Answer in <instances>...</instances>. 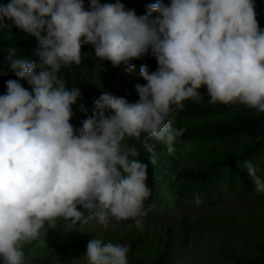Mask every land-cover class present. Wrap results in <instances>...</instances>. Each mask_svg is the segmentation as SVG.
Returning a JSON list of instances; mask_svg holds the SVG:
<instances>
[{"label": "clouds", "instance_id": "9594fccd", "mask_svg": "<svg viewBox=\"0 0 264 264\" xmlns=\"http://www.w3.org/2000/svg\"><path fill=\"white\" fill-rule=\"evenodd\" d=\"M0 20L38 44V61L10 52L16 79L0 95V264H28L25 246L61 220H95L104 229L131 220L141 228L152 195L141 149L152 165L150 141L174 151L186 129L170 117L186 100L202 102V87L211 105L240 104L264 114V28L255 0H157L142 15L121 0H89L87 8L84 0H9L0 4ZM84 45L114 68L131 72L132 61L148 54L157 67L141 65L146 83L135 86L138 100L104 91L76 128L70 121L81 92L67 87L61 72L83 63ZM243 166L255 191L264 193L257 166L249 160ZM129 251L94 237L82 259L129 264Z\"/></svg>", "mask_w": 264, "mask_h": 264}, {"label": "trees", "instance_id": "16d2710c", "mask_svg": "<svg viewBox=\"0 0 264 264\" xmlns=\"http://www.w3.org/2000/svg\"><path fill=\"white\" fill-rule=\"evenodd\" d=\"M7 2L9 0H0V4ZM84 2L87 8L89 0ZM121 2L127 9L142 15L148 5L157 0ZM255 3L258 23L264 28V0H255ZM9 24L0 20V69L7 72L0 75V95L6 92L5 82L16 79L9 70L10 52L15 53L13 59L38 61L34 54L38 47L35 37ZM24 34L33 48L25 46ZM82 53L86 55L79 67L61 72L66 86L79 88L81 92L70 121L76 128L80 127L82 119L92 114L94 100L104 91L129 102L138 100L135 86L146 83L139 76L141 65L147 64L150 71L157 67L150 54L133 60L135 68L129 72L123 66L114 68L109 61L95 58L89 45L82 46ZM20 82L28 87L26 81ZM199 91L204 94L202 102L186 100L185 109L170 117L174 126L186 129L173 145L174 151L169 153L163 143L150 141L155 144L157 158L156 165H152L150 154L141 149L139 158L148 163L146 183L152 189L151 197L145 202L147 216L142 227L130 224L120 230L112 225L113 228L92 234L91 220L75 225L61 220L58 225L64 227L63 234L49 228L43 239L25 246L28 264H86L82 256L87 242L94 237L127 244L129 264H264V208H253L241 216L233 210L228 213L216 210L194 218L184 213L179 220V230L166 218L183 201L195 203L197 195L204 206H214L228 198L233 205L256 203L264 198V193L255 191L243 166L245 160L251 161L257 166V175L264 180V114L240 104L211 105L206 90L202 87ZM80 104L84 105L83 112L77 110ZM157 219L165 220L159 230L150 227V222ZM69 228L74 231L69 232Z\"/></svg>", "mask_w": 264, "mask_h": 264}, {"label": "rangeland", "instance_id": "374dc122", "mask_svg": "<svg viewBox=\"0 0 264 264\" xmlns=\"http://www.w3.org/2000/svg\"><path fill=\"white\" fill-rule=\"evenodd\" d=\"M164 1L167 3L169 2V0H164ZM24 36H25V34H24ZM24 42H25L26 47L33 48V44L30 43V41L28 40V38L26 36L24 37ZM95 73H96V70H95ZM253 208L255 210L256 209H263L264 208V198L263 199L260 198L256 203L255 202H249L246 204H239V205H233L230 202V198H228L227 200H224L220 204H217L214 206H204L203 203L196 204L194 202L183 201L181 204H179L173 210V212L171 214H168V216L166 218L169 221V223L173 224L179 230V228H181L179 220L181 218V215L184 213L189 214L192 218H194L196 216L210 214L216 210H219L220 212H224V213H228V212L233 210L238 216H241ZM164 222H165L164 219L153 220L152 222H150V227H154L157 230H159V228L162 227V224ZM130 224H133V222L131 220L121 221V222H117V221L113 220L109 224L108 228H110V227L113 228V226H117L120 230H125V228L127 226H129ZM89 226H90L92 234H95L96 232L102 231V229H103V227L100 226L98 223H96L95 220H91L89 223ZM63 228H64L63 226L58 225L55 228H50V230H52V232L56 231L60 234H63ZM67 230H69V232H73L74 228H69ZM44 232H45V229H42L40 239L44 238Z\"/></svg>", "mask_w": 264, "mask_h": 264}]
</instances>
